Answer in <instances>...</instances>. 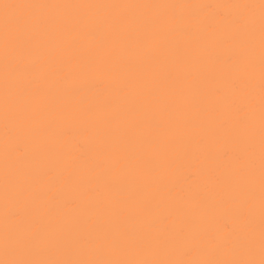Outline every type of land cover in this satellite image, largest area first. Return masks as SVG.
<instances>
[{
	"label": "bare ground",
	"instance_id": "obj_1",
	"mask_svg": "<svg viewBox=\"0 0 264 264\" xmlns=\"http://www.w3.org/2000/svg\"><path fill=\"white\" fill-rule=\"evenodd\" d=\"M260 5L0 0V261L264 258Z\"/></svg>",
	"mask_w": 264,
	"mask_h": 264
},
{
	"label": "snow or ice",
	"instance_id": "obj_2",
	"mask_svg": "<svg viewBox=\"0 0 264 264\" xmlns=\"http://www.w3.org/2000/svg\"><path fill=\"white\" fill-rule=\"evenodd\" d=\"M5 8L12 7V5H4ZM262 17H261V31H262V48H264V0H261ZM7 41V34H6ZM262 79H264V61L261 66ZM34 86H38L37 82H32ZM126 92V89L122 90ZM264 100V96H262ZM262 121H264V113H262ZM264 132V129H262ZM262 145H264V136H262ZM262 157H264V147H262ZM0 264H184L182 261H42V260H4ZM195 264H264V258L259 261L255 260H233L226 262L219 261H201Z\"/></svg>",
	"mask_w": 264,
	"mask_h": 264
}]
</instances>
